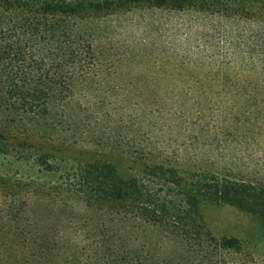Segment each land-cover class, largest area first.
Returning <instances> with one entry per match:
<instances>
[{"label": "rangeland", "instance_id": "374dc122", "mask_svg": "<svg viewBox=\"0 0 264 264\" xmlns=\"http://www.w3.org/2000/svg\"><path fill=\"white\" fill-rule=\"evenodd\" d=\"M98 30L102 45L111 36L113 52L120 55L115 71L76 89V102L90 110L87 118L98 114L101 120L80 123L54 111L18 118L0 109V132L24 152L0 154V264H20L15 261L36 234L63 246L68 238L81 246L87 236L112 235L127 241L126 250L140 257L139 264H264V226L232 207L203 202L199 212L212 240L236 238L242 253L213 245L191 253L157 228L130 221L112 227L111 214L92 212L82 198L52 193L62 175L88 161L110 162L127 177L130 158L112 133L143 139L150 121L155 134L163 127L162 140L176 141L168 152L174 150L185 168L264 184V24L137 10ZM44 154L52 158L51 173L33 166V156ZM35 189L37 195L27 193ZM24 205V217L17 211L22 219L10 222L17 216L13 207ZM28 221H38L42 231ZM20 234L25 243L17 246ZM73 244L65 250L72 252Z\"/></svg>", "mask_w": 264, "mask_h": 264}, {"label": "trees", "instance_id": "16d2710c", "mask_svg": "<svg viewBox=\"0 0 264 264\" xmlns=\"http://www.w3.org/2000/svg\"><path fill=\"white\" fill-rule=\"evenodd\" d=\"M137 10L186 11L264 24V0H0V109L18 118L54 111L80 123L101 120L98 114L93 120L86 117L90 110L76 102V89L89 81H101L102 73L113 72L118 61L116 57L120 54L113 52L111 36H104L108 41L103 46L98 40L101 37L98 27ZM149 123L143 139L112 133V139L126 148L130 158L131 173L127 177L121 176L110 162L88 161L62 175L61 184L52 193L82 198L92 212L111 214L108 222L112 227L119 228L130 221L133 226L159 229L191 253L213 245L214 249L240 255L243 250L240 240L214 241L204 232L199 206L203 202L226 205L264 226V184L200 168H185L174 150L168 152L176 141L162 140L159 135L163 127L155 134V123ZM9 141L0 132V154L16 153L10 150L21 148ZM20 150L24 153L23 148ZM51 161L44 154L33 156L32 163L38 173H51L54 170ZM27 193L37 195L38 190ZM25 206L13 207L17 216L10 222L22 219L17 211L24 217ZM70 224L75 226L73 222ZM28 225L34 231H42L38 221H28ZM107 228L101 226V230ZM20 235L17 246L25 243ZM85 242L87 245L80 246L75 238H68L63 246L60 240L36 234L26 251L21 252V260L15 262L139 264L141 261L138 255L126 250L125 239L101 234L87 236ZM5 243L8 249H14ZM70 243H74L72 252L65 250V244Z\"/></svg>", "mask_w": 264, "mask_h": 264}]
</instances>
